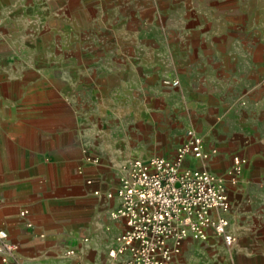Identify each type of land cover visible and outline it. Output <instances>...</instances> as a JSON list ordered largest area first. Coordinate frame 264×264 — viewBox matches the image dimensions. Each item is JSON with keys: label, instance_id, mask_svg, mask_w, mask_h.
Returning a JSON list of instances; mask_svg holds the SVG:
<instances>
[{"label": "crops", "instance_id": "obj_1", "mask_svg": "<svg viewBox=\"0 0 264 264\" xmlns=\"http://www.w3.org/2000/svg\"><path fill=\"white\" fill-rule=\"evenodd\" d=\"M189 128L210 170L247 159L228 264H264V0H0V228L23 264H108L122 164L171 155ZM210 236L176 261L224 245Z\"/></svg>", "mask_w": 264, "mask_h": 264}, {"label": "built area", "instance_id": "obj_2", "mask_svg": "<svg viewBox=\"0 0 264 264\" xmlns=\"http://www.w3.org/2000/svg\"><path fill=\"white\" fill-rule=\"evenodd\" d=\"M162 83L175 85L177 80L163 79ZM210 155L202 136L189 128L171 155L151 149L144 157L132 156L124 161L117 186L106 193L109 197L113 194L118 197L111 215L122 219L124 224L114 237V245L107 250L111 261L115 264H174L184 240H205L210 232L226 246L233 244L235 235L228 229L227 186L239 183L247 159L233 154L227 171L219 173L208 168ZM187 156L201 159L202 163L186 164ZM84 160L96 163L98 157L86 153ZM77 169L81 171L80 166ZM27 212V208H23L19 214L25 216ZM25 224L32 226L30 221ZM63 253L75 255L76 247L64 245ZM0 258L6 264H23L18 243L11 240L3 228H0ZM76 264L83 263L78 260Z\"/></svg>", "mask_w": 264, "mask_h": 264}, {"label": "rangeland", "instance_id": "obj_3", "mask_svg": "<svg viewBox=\"0 0 264 264\" xmlns=\"http://www.w3.org/2000/svg\"><path fill=\"white\" fill-rule=\"evenodd\" d=\"M215 237L222 241L217 235ZM210 238L212 237L209 235L205 240L211 241ZM224 245L210 247L199 243V245H194L189 252L183 253L182 260L176 261L174 264H228L232 257V250L229 248L230 246ZM108 264L115 263L109 259Z\"/></svg>", "mask_w": 264, "mask_h": 264}]
</instances>
